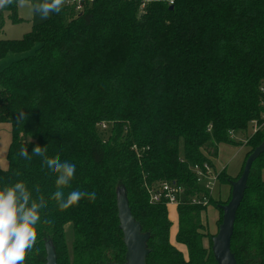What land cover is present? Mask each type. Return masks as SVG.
Masks as SVG:
<instances>
[{"label":"trees","instance_id":"obj_1","mask_svg":"<svg viewBox=\"0 0 264 264\" xmlns=\"http://www.w3.org/2000/svg\"><path fill=\"white\" fill-rule=\"evenodd\" d=\"M26 1L3 7L7 20L21 23ZM9 55L21 58L0 71V125L12 128L0 188L23 181L47 202L24 264H47L48 241L58 264H125L119 188L150 234L146 264H217L205 215L216 207L221 224L232 194L222 202L214 191L208 206L191 204L203 191L192 168L214 167L220 146L239 145L230 133L252 124L246 161L264 143V0H86L80 12L65 1L21 39L0 37V61ZM19 111L27 115L21 124ZM25 144L30 160L18 155ZM37 144L75 164L65 197L95 191V201L61 211L51 199L57 174L32 155ZM244 167L236 178L222 171L218 185L232 192ZM163 182L186 190L175 242L169 208L148 192ZM231 249L238 264H264V153L253 164Z\"/></svg>","mask_w":264,"mask_h":264},{"label":"clouds","instance_id":"obj_2","mask_svg":"<svg viewBox=\"0 0 264 264\" xmlns=\"http://www.w3.org/2000/svg\"><path fill=\"white\" fill-rule=\"evenodd\" d=\"M65 0H42L32 5L33 11L38 13L41 20L48 19L51 14H59ZM12 3V0H0V8ZM27 115L19 111L16 117L18 124L24 123ZM31 142V140L29 141ZM18 155L30 160L26 144L21 146ZM32 155L39 156L52 172L57 174L56 191L51 199L55 200L61 211L76 205L81 199L87 198L94 202L95 191L73 190L65 197L63 188L69 186L74 178L76 166L67 161L61 162L59 156L49 157L47 146L36 145ZM20 175V173H17ZM40 193L39 186L35 189ZM47 207L42 194L36 198L23 181L12 185L5 184L0 188V264H24L26 253L33 250L37 240L36 225L41 223V211ZM44 224L51 223L43 220ZM37 254L39 249H35Z\"/></svg>","mask_w":264,"mask_h":264},{"label":"water","instance_id":"obj_3","mask_svg":"<svg viewBox=\"0 0 264 264\" xmlns=\"http://www.w3.org/2000/svg\"><path fill=\"white\" fill-rule=\"evenodd\" d=\"M264 153V143L247 159L242 176L231 182L232 198L227 205L221 206L223 222L218 234L212 238L213 253L217 264H238L232 252L231 243L235 230L238 210L244 200L245 192L254 162ZM118 212L120 228L127 249L125 264H146L150 254L148 242L150 234L143 233L141 224L133 217L125 188L118 189ZM47 264H58V258L52 241L46 243Z\"/></svg>","mask_w":264,"mask_h":264},{"label":"rangeland","instance_id":"obj_4","mask_svg":"<svg viewBox=\"0 0 264 264\" xmlns=\"http://www.w3.org/2000/svg\"><path fill=\"white\" fill-rule=\"evenodd\" d=\"M86 1V0H85ZM84 1V2H85ZM90 2L91 0H87ZM37 2H42V0H30L26 2H20L19 6L21 5L22 11L25 10L23 13V18L24 21L22 23L18 24H13V23H6L5 28L3 29L5 31L6 36H1V37H9L10 39L17 40L21 39L26 33H28L32 26L43 23L47 21L49 18H51L52 14L48 19L41 20L40 16L38 13L33 11L32 5ZM77 0H74L72 3H77ZM26 7V9H24ZM83 10V9H82ZM81 10V11H82ZM80 12V11H79ZM20 16V15H19ZM2 35V34H1ZM21 58V55H9L6 59L0 61V71H2L5 67L9 66L11 63L14 61H17L18 59ZM257 129L256 124H252L247 132H231L230 133V138L237 142L239 145H225V146H220V153H219V159L216 158L213 160V162H216V166L221 169L224 165H228L230 161L232 163L230 164L229 167H226L225 169L219 171H216V174H220L222 171H226L231 177L236 178L238 174L241 172L242 167H244V164L246 162V152H247V147L246 142L247 138L251 136ZM220 172V173H219ZM215 196L218 197L220 191H222V194L220 196L222 202H226L232 194L231 188L229 185H218L216 184L215 187ZM169 214H170V220L173 223L172 230H171V240L172 242H175L176 239V234L178 230V213L176 208H169ZM221 217V212L216 208V207H210L208 209V212L205 215L206 222L208 224V227L210 229L211 235L214 237L218 234L219 232V227L222 224H219V219Z\"/></svg>","mask_w":264,"mask_h":264},{"label":"built area","instance_id":"obj_5","mask_svg":"<svg viewBox=\"0 0 264 264\" xmlns=\"http://www.w3.org/2000/svg\"><path fill=\"white\" fill-rule=\"evenodd\" d=\"M77 1V11H81L85 0ZM171 4L173 5V2ZM192 171L196 174L199 186L203 191L195 195L190 202L193 205L208 206L209 196H212L215 191L219 174H216L214 167L208 163L203 166H194ZM148 192L152 203H165L168 208H177L186 198L185 188L176 183L163 182L158 186L149 187Z\"/></svg>","mask_w":264,"mask_h":264},{"label":"crops","instance_id":"obj_6","mask_svg":"<svg viewBox=\"0 0 264 264\" xmlns=\"http://www.w3.org/2000/svg\"><path fill=\"white\" fill-rule=\"evenodd\" d=\"M65 1L66 2H73L74 0H65ZM21 7H22L21 5L18 7V14L20 15V18H22L23 21H24L22 12H25V10L22 11ZM24 9H26V7ZM3 23H4L3 28L0 29V37L1 36H6L5 35V31L3 29L5 28L6 23H11L9 20H7V17L4 16V14L2 13V8H0V28H1ZM3 38H5V37H3ZM6 39H10V38L6 37ZM11 131H12L11 125H9V124L0 125V168L3 169V170H6L8 168L7 153H8V149H9V146H10V143H11V139H12V135H11L12 132ZM222 146H225V145H222ZM219 153H220V147H219ZM216 162H217V160L215 161V163L213 162L214 170H216V171H218V170L221 171V170L225 169L226 167H229L230 164L232 163V161H230V163L228 165L226 164L221 169H219L216 166Z\"/></svg>","mask_w":264,"mask_h":264}]
</instances>
